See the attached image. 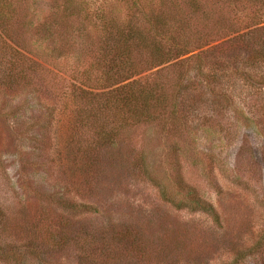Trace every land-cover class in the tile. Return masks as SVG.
I'll list each match as a JSON object with an SVG mask.
<instances>
[{"label":"rangeland","instance_id":"obj_1","mask_svg":"<svg viewBox=\"0 0 264 264\" xmlns=\"http://www.w3.org/2000/svg\"><path fill=\"white\" fill-rule=\"evenodd\" d=\"M237 1L199 0L192 52L133 54L164 95L153 122L69 142L79 88L99 92L100 20L149 25L131 0H0V264H264V67L220 46L264 0Z\"/></svg>","mask_w":264,"mask_h":264},{"label":"trees","instance_id":"obj_2","mask_svg":"<svg viewBox=\"0 0 264 264\" xmlns=\"http://www.w3.org/2000/svg\"><path fill=\"white\" fill-rule=\"evenodd\" d=\"M131 1H133L135 14L149 25V30L146 31L148 33L141 32L133 22H124L122 25L112 20L103 18L100 20L98 26L106 34L104 39L107 55L99 58V63L96 64L98 68L102 69V77L97 79L100 82V87L95 86L92 89L97 88L99 92L79 88V93H81L79 96L88 103L89 107L84 112H80L81 114L76 113L72 122L70 121L69 142H83L81 137L91 138V142H114V135L122 125L135 126L153 122V110L162 106L164 95L158 83H149L150 75L133 79L147 71L145 68H139V63L134 61L133 54L147 50L151 56L157 57L159 66L176 60L197 47L187 48L184 45L188 43L182 41L181 38L188 35L187 30H190V24L193 23L191 17L195 19L196 16H199V7L201 6L199 0ZM222 1L225 3L227 0ZM166 2L170 4H166ZM236 2L238 3L237 0ZM231 5L235 9V5ZM184 11L189 13L186 14ZM184 14H186V19L182 18ZM175 16L177 19L174 18ZM226 21H229V17H223L221 23ZM240 23L242 21L238 19L233 22L237 28L231 27L232 24L228 26L224 35L226 41L220 44V46H225L223 53L228 51L231 53L233 49L240 46L243 48L241 52L246 55L253 51V63H262L261 66L264 67V25L257 27L264 21L247 23L242 27H240ZM255 34L257 35L255 36ZM179 42L184 43L183 46H177L176 43ZM258 43L259 47H263L262 50H252L253 45ZM165 44L169 45L167 52L158 54L157 49H162ZM205 52H201L195 58H199ZM223 57L225 62L229 55H223ZM250 57V55L247 56V58ZM241 73L246 77V73ZM84 129L85 131L89 129L87 134ZM83 134L86 135L83 136ZM187 205H193L191 211H202L217 223L218 218L213 214L212 208L203 201L191 199Z\"/></svg>","mask_w":264,"mask_h":264}]
</instances>
